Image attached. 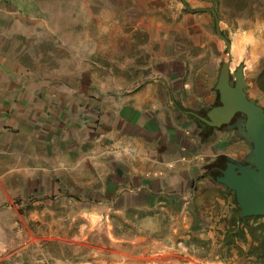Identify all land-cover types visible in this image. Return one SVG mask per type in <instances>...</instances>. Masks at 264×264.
Wrapping results in <instances>:
<instances>
[{
    "label": "rangeland",
    "instance_id": "1",
    "mask_svg": "<svg viewBox=\"0 0 264 264\" xmlns=\"http://www.w3.org/2000/svg\"><path fill=\"white\" fill-rule=\"evenodd\" d=\"M3 1L34 22L42 63L127 90L158 79L168 62L178 67L180 101L198 102L199 114L217 102L213 86L226 60L213 6L230 42V73L242 64L244 92L264 109V0ZM186 202L188 220L176 204L120 207L0 186V264H264V216L239 218L214 174Z\"/></svg>",
    "mask_w": 264,
    "mask_h": 264
},
{
    "label": "crops",
    "instance_id": "2",
    "mask_svg": "<svg viewBox=\"0 0 264 264\" xmlns=\"http://www.w3.org/2000/svg\"><path fill=\"white\" fill-rule=\"evenodd\" d=\"M21 12L0 0L1 187L120 207L176 204L188 220L193 188L219 161L248 154L241 119L212 127L199 119L206 110L199 114L198 102L183 106L178 67L167 59L158 79L127 90L86 83L42 63L34 22Z\"/></svg>",
    "mask_w": 264,
    "mask_h": 264
},
{
    "label": "water",
    "instance_id": "3",
    "mask_svg": "<svg viewBox=\"0 0 264 264\" xmlns=\"http://www.w3.org/2000/svg\"><path fill=\"white\" fill-rule=\"evenodd\" d=\"M207 10L213 19L214 33L224 44L226 60L220 64L213 86L218 104L209 107L199 119L206 125L218 127L228 124L235 113L240 114L242 119L236 125L238 135L249 149L240 161L226 157L224 167L218 169L214 180L232 192L239 218L264 216V109L244 92L242 64L230 73V42L218 28L213 6Z\"/></svg>",
    "mask_w": 264,
    "mask_h": 264
},
{
    "label": "flooded vegetation",
    "instance_id": "4",
    "mask_svg": "<svg viewBox=\"0 0 264 264\" xmlns=\"http://www.w3.org/2000/svg\"><path fill=\"white\" fill-rule=\"evenodd\" d=\"M217 104H218V101L214 105H217ZM203 114H204V112H203ZM237 118L238 119H242V116L240 114H238V113H235L232 116V118L230 119L229 123L233 122V121H236ZM224 162H225L224 159L221 162L219 161L218 166L215 167V169H216L215 172H217V174H219L218 169H222L224 167Z\"/></svg>",
    "mask_w": 264,
    "mask_h": 264
},
{
    "label": "trees",
    "instance_id": "5",
    "mask_svg": "<svg viewBox=\"0 0 264 264\" xmlns=\"http://www.w3.org/2000/svg\"><path fill=\"white\" fill-rule=\"evenodd\" d=\"M213 174H214V176L218 175L217 172H215V171L213 172ZM244 220H245V218L244 219H239V218L236 219L237 222H241Z\"/></svg>",
    "mask_w": 264,
    "mask_h": 264
}]
</instances>
